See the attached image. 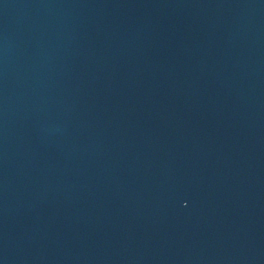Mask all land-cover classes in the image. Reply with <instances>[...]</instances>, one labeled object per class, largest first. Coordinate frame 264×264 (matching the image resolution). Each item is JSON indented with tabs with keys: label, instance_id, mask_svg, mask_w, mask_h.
I'll list each match as a JSON object with an SVG mask.
<instances>
[{
	"label": "water",
	"instance_id": "95a60500",
	"mask_svg": "<svg viewBox=\"0 0 264 264\" xmlns=\"http://www.w3.org/2000/svg\"><path fill=\"white\" fill-rule=\"evenodd\" d=\"M0 264H264V0H0Z\"/></svg>",
	"mask_w": 264,
	"mask_h": 264
}]
</instances>
